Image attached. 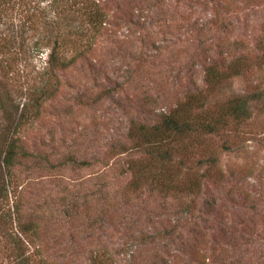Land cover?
Instances as JSON below:
<instances>
[{
  "label": "rangeland",
  "instance_id": "rangeland-1",
  "mask_svg": "<svg viewBox=\"0 0 264 264\" xmlns=\"http://www.w3.org/2000/svg\"><path fill=\"white\" fill-rule=\"evenodd\" d=\"M12 1L0 33L16 30L24 51L0 54L3 62L14 57L0 87L14 104L41 84L47 49L32 55L34 40L60 43L66 34L83 50L53 69L51 97L15 130L32 155L11 167L13 195L0 210L16 200L36 224L22 236L13 217L2 224L1 215L0 264L24 257L26 264H264V0H42L40 8L38 0ZM70 46L61 45L60 60ZM236 59L245 68L233 73ZM209 65L225 76L217 87L204 80ZM257 92L261 100L249 102L241 123L204 137L218 174L197 194L165 195L144 180L130 189L124 167L141 157L130 120L151 124L191 97L213 111ZM6 110L0 121L11 130ZM179 169L181 178L189 171Z\"/></svg>",
  "mask_w": 264,
  "mask_h": 264
},
{
  "label": "trees",
  "instance_id": "trees-1",
  "mask_svg": "<svg viewBox=\"0 0 264 264\" xmlns=\"http://www.w3.org/2000/svg\"><path fill=\"white\" fill-rule=\"evenodd\" d=\"M45 1V4L52 5L51 1ZM11 2L13 1L0 0V17L1 14H7L6 12L10 10L9 5ZM40 5H44L42 0L36 1L34 8H40ZM29 15L33 16L32 13ZM11 26H14L15 29L17 28L16 23H11ZM42 31L44 34L46 33L44 29ZM15 32L16 30L13 31L11 29L12 34ZM12 34L0 33V54L10 53V51L17 54V51L19 53L24 51L21 41L23 38H14ZM63 37L60 39V43L54 39L51 44L47 41L39 43L38 40H34L31 46L27 48L32 55L40 54L44 49H47V52L45 53L46 60L44 61V67L42 69L41 84L38 87L25 89L27 93L23 96V100L20 99V101L14 104L8 93V88L1 84L0 110L3 114H8L6 109L10 106V110L12 111L10 117L12 115L14 121L11 130L8 128L9 126H4L1 124L2 121H0V209L4 208L1 205L4 202V198L13 195L12 189L9 188L10 183H8L11 167L20 165L22 159L32 155L24 149L19 138L15 135L16 128L23 123L31 122L37 117L43 101L51 97L53 86L56 82L53 69L69 65L83 50L77 49L79 48V44L72 38L63 39ZM66 41L71 43L70 50L72 52L68 59L64 58L65 60H60L57 56L58 51L61 49V45L66 44ZM82 44H84L83 41ZM13 49L15 51H12ZM12 60H14L13 56H9L6 62H3V59L0 60L1 76L6 77L5 75L12 69ZM244 68L245 63L241 59H236L228 67L229 71L233 73L239 72ZM224 79L223 71L214 65L206 67L204 80L208 86L217 87L223 83ZM28 94V100L25 101ZM258 94L260 93L257 92L250 96H233L227 103L218 105L213 111L202 109L199 98L191 97L176 108L161 113L158 119L151 124L130 120L127 134L131 140L132 148L137 147V150L141 153L140 158L130 160L127 166L124 167L132 175L131 181L129 182L130 189H138L140 186L139 182L144 180L142 183H149L165 195L197 194L201 189L204 178L211 175L216 177L218 174L215 169L217 166L214 155L211 153L205 154L208 148L204 142V137L207 134L218 133L227 128L228 125L241 123L249 114V102L261 100ZM222 148L226 150L227 146L222 145ZM195 153H199L202 156L194 159L193 156ZM79 162L85 163L84 160ZM199 167L208 168L207 174L196 175L194 173L195 169L191 170V168ZM179 168H187L189 171L184 172L181 178L179 176V172L181 171ZM19 205L21 203L12 200L11 210L9 208L5 211L0 210V217L1 215L3 216V219L0 218L1 223L3 224L5 222L6 217L10 218L12 216L18 224L19 234L22 236L27 233L34 234V224L36 222L29 217L26 218L24 213L21 214ZM17 242L20 244V238L19 240L17 239ZM26 261L27 259L25 257L23 260L20 258L21 264H26ZM105 263L102 258H99L93 264Z\"/></svg>",
  "mask_w": 264,
  "mask_h": 264
}]
</instances>
